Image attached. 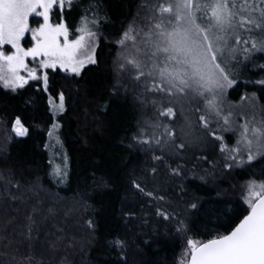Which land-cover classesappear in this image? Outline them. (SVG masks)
I'll list each match as a JSON object with an SVG mask.
<instances>
[{"label":"snow or ice","instance_id":"6c2138e0","mask_svg":"<svg viewBox=\"0 0 264 264\" xmlns=\"http://www.w3.org/2000/svg\"><path fill=\"white\" fill-rule=\"evenodd\" d=\"M75 3L0 0V84L15 91L36 81L41 91L49 93L52 123L47 135L61 147L62 124L56 118L68 111L69 98L63 90L51 95L48 70L61 69L75 79L87 65L98 66L101 26L108 22L103 0H89L81 8L79 25L70 29L63 13L71 12ZM135 8L132 21L116 35V82L108 100L95 107L110 114L112 98L131 93L139 115L128 129V143L118 144L148 155L152 164L129 174V194L121 200L119 224L102 246L105 254L84 253L85 264H161L152 258L153 245L170 232L184 238L178 264H264V174L248 179L241 206L231 215L212 206L220 202L219 186L209 199L188 187L198 180L197 189L204 188L216 179L217 163L204 145L225 154L223 168L229 174L245 165L251 169L264 165V78L246 82L262 90L260 95L254 91L240 97L246 110L234 112L241 105L227 100L228 90L240 83L237 65L256 53L264 54V0H137ZM29 59L35 66H29ZM259 69L264 71V64ZM12 130L16 136L28 135L18 116ZM96 130L103 134L102 128ZM226 132L237 134L233 146L225 142ZM190 152L208 167L197 163L189 168L185 161ZM60 155L49 175L66 184L68 156L65 151ZM12 176L11 171L0 175V189L15 201L21 198L11 195L9 185L16 191L21 185ZM48 211L54 214L52 208ZM205 218L206 233L199 231ZM28 220L21 235L31 248L35 221L32 216ZM87 224L94 234L98 224L92 219ZM190 225L207 238L190 236ZM48 244L56 249L54 242ZM27 260L43 264L34 256Z\"/></svg>","mask_w":264,"mask_h":264},{"label":"trees","instance_id":"16d2710c","mask_svg":"<svg viewBox=\"0 0 264 264\" xmlns=\"http://www.w3.org/2000/svg\"><path fill=\"white\" fill-rule=\"evenodd\" d=\"M88 3L89 0H77L71 12H79L81 16V8ZM136 3L137 0H103L108 22L101 26L104 35L97 48L98 66H86L81 77L75 79L60 69L48 70L51 95L63 90L69 98L68 111L61 118V136L69 158L66 184L58 183L49 175L53 166L60 163L52 155L53 164H49L50 147L49 150L45 147L52 123L47 103L49 93L41 91L36 81L15 91L0 86V175L11 171L10 179L21 185L19 191L9 185L11 195L21 198L15 201L8 198V192L0 189V264H28V256H34L43 264H61L62 261L63 264H85L84 253L102 257L105 254L102 246L120 222L121 200L129 194V174L152 164L148 155L118 144L119 140H124L125 145L128 143V129L139 115L131 94L113 97L110 114H102L95 107L108 100V92L116 82L113 72L116 35L132 21ZM71 26L74 30V25ZM246 62L242 73L236 71L240 83L227 92L229 104L241 105L234 108V112L246 110L241 96L262 92L258 85L246 82L264 78V71L259 69V65L264 64V54L256 53ZM53 85L55 89H52ZM90 103L93 107H89ZM86 112L90 113L87 117ZM17 116L28 128V135L17 137L12 134ZM97 127L103 129V134L96 130ZM222 134L229 146H233L238 138L236 133ZM203 147L205 152L211 153L210 160L217 163L216 179L200 189H197L200 184L197 180L195 184H188L189 190H196L197 195L209 199L215 197L213 189L219 186L223 190L220 202H213L212 206L219 209L220 214L231 215L241 206L246 182L250 177L264 174V165L254 169L245 165L243 170L233 169L229 174L223 168L225 154L218 148ZM185 162L189 168L197 163L208 167L196 161L191 152ZM253 172L255 176H252ZM49 208L54 214L49 213ZM29 216L35 221L31 248L21 235L27 231ZM89 219L98 224L94 234L88 228ZM206 225L207 218L199 231L206 233ZM190 227L193 232L189 235L193 238H207L206 234H198L195 225ZM36 236L40 239L36 240ZM48 241L56 244L55 250L50 248ZM183 243L184 238L175 233L161 235L158 243L153 245L152 258L161 264H174V261L178 264L184 251Z\"/></svg>","mask_w":264,"mask_h":264},{"label":"rangeland","instance_id":"374dc122","mask_svg":"<svg viewBox=\"0 0 264 264\" xmlns=\"http://www.w3.org/2000/svg\"><path fill=\"white\" fill-rule=\"evenodd\" d=\"M77 1V0H76ZM58 19V16H57V14H56V12H55V10H54V14H53V20L54 21H56ZM63 19H64V21L68 24V26H69V28L70 29H72V26L71 25H74L73 27L75 28L76 26H78L77 25V21H79L80 20V15H79V12H77V14H74V12L72 13H69L68 11H65L64 13H63ZM33 26H35V25H33ZM71 38V37H70ZM242 57H240V59H241ZM242 60V59H241ZM247 64V62L246 61H242L239 65H237V67H236V69H235V71H237V72H239V73H242V70H243V68L245 67V65ZM29 66L30 67H32V66H35V63L34 62H32L31 61V59H29ZM87 66H89V65H87ZM50 70V69H49ZM61 70V69H60ZM21 75H26V73H21ZM69 75H71V74H69ZM29 82H33V81H29ZM0 86H2L3 87V85L2 84H0ZM9 90H12V89H9ZM128 94H131V93H128ZM131 96H132V94H131ZM64 115V114H63ZM62 115V116H63ZM148 115H151V113H148ZM62 117H57L56 119L57 120H59V122L62 124V127H61V129L59 130V137H60V140L62 141V147H61V144H59V143H57L56 142V140H55V138H49L48 137V135H47V140H46V142H47V145L50 147V150L48 149V147H47V149L50 151L49 153H51L50 154V159L52 160V155H53V157H54V159H56V161H58V163L61 161V152L62 151H65L66 152V147H65V144H64V141H63V138H62V136H61V130H62V128H63V121H62V119H61ZM194 118V117H193ZM183 121L181 120V123H182ZM51 127V126H50ZM12 129H13V127H12ZM11 129V131H12V134L13 135H15V133L13 132V130ZM50 129V128H49ZM17 137H21V136H17ZM67 153V152H66ZM68 156V155H67ZM53 161V160H52ZM67 163H68V166H69V158H68V161H67ZM197 170H199V169H197ZM53 179V178H52ZM246 195V191H245V188H244V196ZM243 196V197H244Z\"/></svg>","mask_w":264,"mask_h":264}]
</instances>
